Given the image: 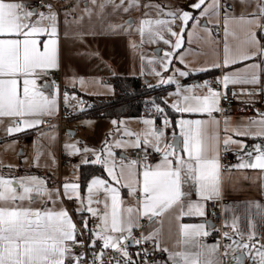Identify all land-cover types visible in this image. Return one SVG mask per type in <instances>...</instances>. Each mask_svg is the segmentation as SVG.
Returning <instances> with one entry per match:
<instances>
[{
    "label": "snow or ice",
    "instance_id": "1",
    "mask_svg": "<svg viewBox=\"0 0 264 264\" xmlns=\"http://www.w3.org/2000/svg\"><path fill=\"white\" fill-rule=\"evenodd\" d=\"M91 3L98 8L97 16L102 15L109 4L114 12L122 10L128 13L133 8L141 7L145 9L137 31L141 42L147 32L151 42L160 39L171 47L172 51H166L161 60V68L164 70L168 69L176 49L181 48L183 33L189 22H192V28L195 29L202 17L217 16L222 11L225 36L223 63L213 66L229 69L233 65L243 64V67L224 71L216 79L215 83L225 89L223 94L219 89H214L212 82L208 80L181 86L173 77L161 79L160 83H176V91L169 93V96L175 97L169 105L174 111L206 114L209 117L207 120H176L175 126L179 128L183 138L182 149H178L174 141H165L161 147V138L165 133L162 129L155 128L154 120L149 118L142 120L145 125L142 133H124L136 135L134 140L124 146L142 147L146 154L141 159L126 160L120 157L117 165L114 154L106 144L103 153L93 152L94 159L84 158L81 161L85 165H102L110 178L92 176L87 181V196L84 198L80 196L79 183L63 184L64 197H75L80 202L77 215L82 220L79 231L83 239L78 238V226L65 208L48 207L49 203L55 205L59 193L48 189L45 179L37 175L0 174V264H105V252L109 249L114 255L109 256L107 264H137V260L128 251L129 242L140 245L149 241L153 243L154 251L167 253L166 264H226L229 252L233 253V259L239 264L240 256L235 255L238 250L248 255L254 264H264V244L255 239L257 234L253 231L251 220L246 234L240 233L235 222L233 223V233L237 234L238 239L230 237L228 232L223 234L231 240L223 249L224 261L216 259L220 245H207L202 239L209 235L208 228L211 225L181 222L183 217L205 216V202L213 201L220 195V120L213 113L224 111L220 106L221 99L228 98L229 85L252 86L241 88L239 94L233 91L232 98L246 96L249 107L255 110V118L235 125L227 116L223 119L224 150L227 151L231 145L239 149V162L230 167L258 170L264 181V112L255 109L253 99L257 96L264 99V44L261 43L264 40V0H232V3L224 4L221 0H195L189 7L199 11L197 16L183 9H168L152 0L143 4L140 0H120L119 4L115 0H103L98 5L97 0H91ZM44 7L47 11H38L35 6L25 5L18 0H0V123L5 119L9 121L5 127L9 136L26 128L39 126L43 123L41 118L53 115L57 108V91H47V80L44 85L38 84L39 80L59 67L57 13L51 4ZM237 7L240 9L238 15L235 14ZM151 9L156 10L157 16L163 15L168 19L148 18L147 10ZM85 14L92 16L87 8ZM177 19L181 22L179 32L170 27ZM126 23L131 27V20ZM230 26L240 30V38L235 47L228 43L229 35L237 38L235 31H229ZM110 27L115 32L118 26ZM157 27H165L168 34L175 38L174 43L164 39L155 30ZM192 34L188 31L189 42ZM65 37L68 38L67 32ZM179 59L181 63L184 62L183 55ZM178 74L181 77L189 75L187 71H179ZM79 82L83 83V79ZM51 87L56 89L54 82ZM67 99L68 94L65 92V103ZM164 102L167 104V100ZM151 105L157 113L164 112L155 101ZM162 122L164 127L170 126L167 116L163 117ZM112 123L116 125L118 122L113 120ZM234 137L259 139L261 143H254L249 147L243 140ZM115 146H122V142L116 141ZM64 147L69 150V155L73 154L71 150L75 149L74 145L65 144ZM149 147L157 154L155 163L148 159ZM79 151L75 149L76 154ZM89 151L87 147L83 149L85 153ZM39 158L40 153L37 151L33 157L34 167L39 166ZM112 182L126 187L130 197L138 196L137 204L124 207L119 189L113 187ZM101 193L103 200L94 199ZM37 197L44 200L40 207L35 206ZM93 203L103 204V212L99 208H93ZM85 205L86 211L98 221L91 229L88 219L81 216ZM253 206L258 210L261 208L260 204L253 205L249 202V209ZM165 215H171L176 226V239L171 247L161 248V232L158 228H149L146 232H141L138 238L133 236V230L140 227V220L146 218L149 225H152ZM97 241L101 242L99 251H96ZM77 247L84 248V252H76ZM148 251L143 250V264H149ZM89 252L90 259L87 258ZM139 255L137 253V257Z\"/></svg>",
    "mask_w": 264,
    "mask_h": 264
},
{
    "label": "crops",
    "instance_id": "2",
    "mask_svg": "<svg viewBox=\"0 0 264 264\" xmlns=\"http://www.w3.org/2000/svg\"><path fill=\"white\" fill-rule=\"evenodd\" d=\"M18 2L24 3L28 6H33L31 0H18ZM103 2V0H97V5ZM148 0H140V3H147ZM152 2L166 6L168 9H183L192 12L194 16L199 15L198 10H193L189 7L195 0H152ZM116 4L120 3V0H115ZM221 3H232V0H221ZM89 9L92 12V16L89 17L85 14V9ZM47 11V9L43 10ZM98 8L93 6L91 0H69L68 3L64 4L60 8V12L57 13V28H58V55H59V67L53 72H60L61 74V87L56 85V89H47L49 93L57 91V108L53 115H56L60 110L70 109L73 111V117L65 120L62 125L58 128L55 126L48 128H41L40 126L33 128H26L21 132H17L9 136L5 127L8 124V120L5 119L3 123H0V174L5 176H21L29 174L28 170L16 169V171L6 168L8 165L16 160L13 157V149L17 140L31 141L32 137L37 135H51L56 136L53 139V152L51 159H46V153L48 147L43 144H38L35 147V152L40 153V158L37 167H32V172L38 176L44 177L47 181V187L55 188L57 186L59 199L56 200L55 205L49 203L48 207H56L57 209L63 207L64 201L68 202L70 209L78 222L81 224L82 220L77 215V209L80 207V202L73 197L67 199L62 197L63 184L68 182H77L80 185V196L84 198L87 196V181L92 176H98L102 179H109L107 173L104 171L102 165L91 163L85 165L81 163L84 158L94 159L93 152L98 154L102 152V141L109 138V135L114 139L115 137L124 138L127 135H120L121 130L123 132H131V129H138L137 134L142 133L145 130V125L142 123L143 119H153L154 127L162 129L165 133L164 137L161 138V147L165 141L172 143L176 140V147L182 149L183 138L180 136V130L175 126V122L178 119H204L207 120L209 117L199 114L190 113H178L174 111L169 105L175 97L169 96V93L176 91V83L181 86H187L191 84L203 83L212 76H216L224 71H232L235 68L243 67V64H237L231 66L229 69H223L214 67L216 63H223V45H224V21L223 12L217 16L208 15L202 17L198 26L193 29L192 22L190 21L187 25V30L183 33V42L180 49H176L173 53V59L168 66L167 70L161 68V60L164 57L166 51L171 52L172 49L169 45L163 43V40L156 39L155 42H151L147 32L141 42V37L137 31L139 26V20L143 17L145 9L133 8L128 13L122 10L113 11L111 4H109L102 15L97 16L96 12ZM149 12L148 18L155 19H168L163 15L157 16L156 10H147ZM240 9H235V14H239ZM251 11V9H249ZM131 20V27H129L126 21ZM67 21V24H65ZM110 26H118L117 30L113 32ZM181 22L177 19L170 25L173 31H180ZM207 29L208 31H205ZM156 31L163 35L164 39L171 40L174 43L175 38L171 37L165 27H157ZM188 31H191L192 37L189 42ZM229 31H235L237 38L234 39L231 35L228 37L229 45L235 47L240 38V30L235 26H230ZM65 32L68 33V38L65 37ZM80 35H77V34ZM87 33V34H85ZM264 44V40L261 41ZM135 47H132V45ZM183 55V63H181L179 56ZM187 65V68H185ZM193 69H206V71H193ZM179 71H187L189 75L181 77ZM160 73V75H156ZM128 76L138 78L143 83L150 86L157 85H170L169 90L163 96V102L167 100V104L164 102L165 111L155 115H143L140 117H119V118H85L80 116V112L83 111L87 104H89L91 97H108L114 94L113 79L117 77ZM173 77L176 83H160L161 79H167ZM83 79V83L79 81ZM46 80L42 78L38 81V84L44 85ZM48 82V81H47ZM48 84L52 85L51 82ZM250 85H229L231 93L235 91L239 94L241 88H251ZM215 89V88H214ZM200 91V90H197ZM65 92L68 94L67 103H65ZM255 101V109L260 112H264V99L257 96L253 98ZM248 98L246 96H239L236 101L246 107L250 116L245 117H228L233 125L249 119L255 118V110L249 107L246 102ZM167 112V114H165ZM52 116V115H51ZM167 116L170 121L169 127H164L163 117ZM218 119V118H217ZM115 120L118 123L113 125L112 121ZM135 120V121H129ZM123 123H119V122ZM91 122L94 123L97 128V139L99 144L96 146H88L86 140L79 139L75 141L74 137L77 136L78 132H82L83 124ZM121 124V125H120ZM224 124L223 119L220 120L218 126V132L220 135V152L225 151L222 140L224 136L223 132ZM67 131L66 136L63 135L64 131ZM84 131V130H83ZM118 131V133H117ZM129 136V135H128ZM135 135L129 136L132 141ZM118 138V139H119ZM132 138V139H131ZM91 139H96V136H92ZM141 139L143 137L141 136ZM234 139L243 140L249 147L254 143H261L259 139L253 140L246 137H234ZM65 144L74 145L75 149H79V153H75V149L71 151V156L74 162L69 167L58 168L57 157L60 149H65ZM87 147L90 149L89 152H83V149ZM123 149H128L126 146L123 148L112 146L110 151L116 158V163L119 165L120 157H124L126 160H138L135 157H131V152L136 149L133 148L129 153L125 154ZM143 149V148H142ZM147 150L152 149L149 147ZM69 152V150H66ZM227 152H230L234 157L232 165L238 163L237 153L239 149L235 145L229 146ZM10 153V154H9ZM34 155L31 154L33 159ZM46 159V160H45ZM49 160V161H47ZM154 161H150L155 163ZM42 161H47L45 166L50 163L49 169L45 171L37 170L44 167ZM78 166V167H77ZM89 168L92 171V175L82 184L81 182V169ZM118 170V169H117ZM264 181L261 180L258 170L251 169H236L230 167L228 170L221 172L220 179V195L214 200L217 201L220 198L226 199L228 203L224 206V223L229 236L233 239H238L237 234L233 233V223L235 222L236 228L240 233H248L249 231V220L253 224V231L257 234L255 239L261 244H264ZM53 185V186H52ZM60 186V187H59ZM113 187H117L120 192V199L123 201V206L136 205L139 197H130L128 195V189L115 182H112ZM104 199L103 193L99 197L94 199ZM195 199V196H193ZM38 200V197L36 201ZM44 200L41 198L39 203L35 206H42ZM208 202V201H207ZM207 202H205L206 214L203 217H183L182 223H205L211 225L207 218ZM249 202L253 205L256 203L261 205L258 210L255 206L249 209ZM87 205L85 210L81 213V216L88 219V226L91 229L95 226L98 221L94 219L87 211ZM93 208H99L103 212V204L97 205L92 204ZM140 227L133 230V236L139 237L141 232H146L149 228H158L161 232V248L171 247L176 239V226L175 221L171 215H165L164 217L158 218V221L152 225H149L148 220L142 219L139 221ZM139 232V233H138ZM209 235L203 237V241L207 245L217 244L216 231L213 225L208 228ZM246 238V237H245ZM151 243V251L148 253L147 260L149 264L153 262L166 263L167 253L163 251H154L153 243ZM259 246V245H257ZM235 255L240 256V261L245 264H254L253 260L246 254H243L239 250ZM216 259L219 261V254ZM228 263H237V260L233 259V253L229 252Z\"/></svg>",
    "mask_w": 264,
    "mask_h": 264
},
{
    "label": "built area",
    "instance_id": "3",
    "mask_svg": "<svg viewBox=\"0 0 264 264\" xmlns=\"http://www.w3.org/2000/svg\"><path fill=\"white\" fill-rule=\"evenodd\" d=\"M69 0H31L32 5L35 6L37 8L38 11H43L46 8L44 7V5L47 4H51L53 6V9L56 12H60V8L62 5L68 3ZM222 73L219 72L218 75L216 76H212L208 79V81H211V86L215 89H219L221 91V93L223 94L225 89H223L222 86L217 85L215 83L216 79L221 77ZM46 80L48 82H51L54 84L59 85V87H61V74L60 72H53L51 71V74L49 76L46 77ZM227 94H228V98L227 99H221V108L224 109L223 112H216L213 113V115L218 118L219 120L224 119L225 116L227 117H245V116H250V112L249 110L244 107L243 105L239 104L236 99L232 98V93L230 88L228 87L227 89ZM73 117V111L70 109H63L60 110L56 115H52V116H45L42 117V121L43 123H41L39 126L41 128H48V127H60L62 125V123L65 120L71 119ZM146 154L145 150L142 148H136L131 152V155L133 157H135L136 159H141L142 157H144ZM147 155H148V159L149 161H154L155 159H157V154H155L153 151L151 150H147ZM220 157H221V165H222V171L228 170L230 168V166L233 164L234 162V157L230 152L227 151H221L220 152ZM74 159L71 155H69V152L63 149L59 150L58 153V157H57V165L58 168L61 167H69L73 164ZM228 203V201L226 199L220 198L217 201H208L207 202V218L209 220L210 223H212L213 227L215 228L216 231V238H217V243L220 245V252L219 254V261H224V257L222 255L223 253V249L226 245L231 243V240L227 239L224 237V233L227 232L226 230V225L224 223V213H223V209L224 206ZM64 208L68 211L69 215L71 216L72 220L74 223L77 224L78 226V238L83 239L84 237L80 235V231H79V226L81 225L77 218L74 216V214L72 213L71 209H70V205L68 202L64 201ZM139 233V232H138ZM100 244L101 242L97 241V245H96V251L100 250ZM151 243L150 242H145L142 243L140 245H136L133 243L132 246L128 247V251L131 255V257L133 259L137 260V264H143L144 261V255H143V250L144 249H148V253L151 251ZM76 252H84V248L81 247H77L75 249ZM137 253H140L139 257H137ZM114 255L111 250H106L105 252V256H104V261L105 264H107V261L109 259V256ZM118 255V254H115ZM87 258H91V252L88 253V257ZM161 264H166L161 263ZM226 264L228 263V259L226 261ZM234 264H238L234 263ZM239 264H245L243 262H239Z\"/></svg>",
    "mask_w": 264,
    "mask_h": 264
},
{
    "label": "trees",
    "instance_id": "4",
    "mask_svg": "<svg viewBox=\"0 0 264 264\" xmlns=\"http://www.w3.org/2000/svg\"><path fill=\"white\" fill-rule=\"evenodd\" d=\"M114 94L108 97H91L89 104L80 112L85 118H119L140 117L158 113L152 108L151 102L155 101L165 111L163 96L170 85L150 86L138 78L122 76L113 79ZM0 171L2 169L0 168ZM92 175L89 168L81 169V182Z\"/></svg>",
    "mask_w": 264,
    "mask_h": 264
},
{
    "label": "rangeland",
    "instance_id": "5",
    "mask_svg": "<svg viewBox=\"0 0 264 264\" xmlns=\"http://www.w3.org/2000/svg\"><path fill=\"white\" fill-rule=\"evenodd\" d=\"M167 114V112L165 113ZM129 121H135V120H129ZM121 125V124H120ZM83 129H82V132H78L77 133V136L74 137L75 141H78L79 139H82V140H86L88 146H90V149L92 146H96L99 144V140L97 139V135H98V132H97V128L95 127L94 123H91V122H87V123H84L83 124ZM157 129H159L157 127ZM84 130V131H83ZM135 131V132H134ZM131 132H134L133 134H137L138 132V129H131ZM118 133V131H117ZM124 133L126 132H123V130H121V134L120 135H125ZM67 134V131L65 130L63 132V135L66 136ZM92 136H96V139H91ZM57 137L56 136V133H55V136L54 138ZM119 137H115L114 139L112 138L111 135H109V138L106 139V140H103L101 143L103 145L102 147V152L105 151V145L107 144L110 147L112 146H115L116 145V141H121L122 142V146H120V148H123L125 147L124 144L126 143H130V138L129 136H125L124 138H126L125 140L121 139V137L118 139ZM136 138V135L135 137ZM56 139V138H55ZM132 139V138H131ZM134 140V139H133ZM34 142H35V146H34ZM15 147L13 149V157H16V154L18 157H16V160L12 163V165H8L6 168L10 169V170H13V171H16V169H23V170H28V173L29 174H24V175H37V174H34L32 172V167L33 166V159L31 158V154L32 155H35L36 152H35V147H37V145L40 143V144H43V145H46L48 147V150H47V153H46V159H51V154L53 152V137L51 135H37L35 137H32V140L31 141H21V140H17V142H15ZM128 148V147H127ZM134 147H129V151H126L128 149H123V152L125 154L129 153L131 149H133ZM142 148V147H141ZM10 154V153H9ZM133 157V156H131ZM134 158V157H133ZM45 159V160H46ZM49 161V160H47ZM47 161H42L41 163L44 164V167H41L37 170H43V171H47L49 169V166H50V163H48L46 166H45V163ZM38 176V175H37ZM41 177V176H39ZM44 179V177H41ZM47 186V185H46ZM53 186V185H52ZM60 187V186H59ZM48 188V187H47ZM50 190H55L56 192H58V189H57V186L55 185V188L53 187H50L48 188ZM60 192L62 193L63 195V191H61V188H60ZM65 200V197L64 195L62 196ZM40 197H38V200L36 201V203L40 204L39 201H40Z\"/></svg>",
    "mask_w": 264,
    "mask_h": 264
},
{
    "label": "water",
    "instance_id": "6",
    "mask_svg": "<svg viewBox=\"0 0 264 264\" xmlns=\"http://www.w3.org/2000/svg\"><path fill=\"white\" fill-rule=\"evenodd\" d=\"M51 85L49 84V88L48 89H50L51 90ZM175 142V144H176V140L174 141ZM211 225H212V223H210ZM133 245V243H131V242H129V246H132Z\"/></svg>",
    "mask_w": 264,
    "mask_h": 264
}]
</instances>
